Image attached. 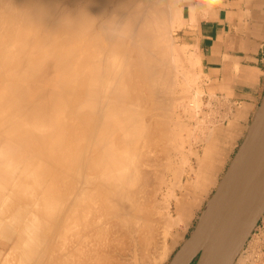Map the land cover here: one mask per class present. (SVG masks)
Here are the masks:
<instances>
[{"label":"bare ground","instance_id":"obj_1","mask_svg":"<svg viewBox=\"0 0 264 264\" xmlns=\"http://www.w3.org/2000/svg\"><path fill=\"white\" fill-rule=\"evenodd\" d=\"M184 25L179 0H0V233L21 235L14 264L166 260L211 181L199 165L213 157L214 129L193 138L204 91L199 56L186 58L175 37ZM203 141L200 155L192 147ZM252 144L237 220L264 194V125ZM235 157L171 264L227 220ZM252 246L236 264H264Z\"/></svg>","mask_w":264,"mask_h":264},{"label":"crops","instance_id":"obj_2","mask_svg":"<svg viewBox=\"0 0 264 264\" xmlns=\"http://www.w3.org/2000/svg\"><path fill=\"white\" fill-rule=\"evenodd\" d=\"M206 3L207 0H181L185 25L179 37L195 46L200 72L206 75L204 91L208 98L213 97L211 103H221V114L227 120L215 127L213 157L203 159L199 165L211 176L209 186L197 192L199 203L186 223L179 225L181 236H177L165 264L184 243L188 229L197 224L205 203L245 139L264 91V0H222L220 9L211 17L208 12L212 4ZM256 222L250 229L253 234L261 225L260 220Z\"/></svg>","mask_w":264,"mask_h":264},{"label":"water","instance_id":"obj_3","mask_svg":"<svg viewBox=\"0 0 264 264\" xmlns=\"http://www.w3.org/2000/svg\"><path fill=\"white\" fill-rule=\"evenodd\" d=\"M264 125V92L261 97L258 109L255 113L249 131L243 140L241 146L236 154L233 172L236 176L233 178L235 191L230 195V203L227 210V220L222 225V222L214 224L206 231L202 232L205 238L202 242L197 243L191 250H189L180 260L179 264H215L218 258L229 248L235 247L241 242L250 228L264 209V194L261 198L251 201L245 208L239 220L233 217V210L237 201L241 198L244 192L249 188V179L243 177L240 170V164L245 162L251 148L253 146L254 134L259 132ZM239 183V186H238ZM252 190L259 191V187L255 184ZM225 231V229H229ZM197 230L194 233H197ZM194 235V234H193ZM192 235V236H193ZM181 248H179L180 250ZM178 252V251H177ZM176 252V253H177ZM175 253V255H176ZM174 255V256H175ZM168 264H171L174 257Z\"/></svg>","mask_w":264,"mask_h":264},{"label":"rangeland","instance_id":"obj_4","mask_svg":"<svg viewBox=\"0 0 264 264\" xmlns=\"http://www.w3.org/2000/svg\"><path fill=\"white\" fill-rule=\"evenodd\" d=\"M181 5V0H179V6ZM183 28V27H182ZM182 28H180V29H182ZM180 29H178L176 32H175V37L177 38V43L180 45V43L181 44H186L185 46H181V47H184L185 48V56H186V58L191 54V52H193V53H195V50L193 49V48H191V46L188 44V46H187V43L184 41V40H182L179 36H180V33H179V31H180ZM190 48V49H189ZM188 49V50H187ZM189 53V54H188ZM192 53V54H193ZM197 72L198 71H200V66H198V65H196V69H195ZM201 78H202V80H201ZM200 85L202 86L201 88L203 89V91H204V89L206 88L205 87V85H206V75H202L201 74V77H200ZM203 82V83H202ZM207 93H205V91H204V94H203V96L201 97V101H202V106H201V115H199V117H203L202 119V122H201V124H200V126H199V129L198 130H196V127H193L192 125H197V123L194 121V120H192L191 122H190V124H191V126L193 127V129H194V137L193 138H198L199 137V139H200V136H201V139H203V138H206V136L205 135H207V133H208V131H212V129H214L215 130V127L217 126V125H219V124H222L224 121H226V119L224 118L225 116H224V114H221V107H222V105L221 104H218V103H216V104H214V103H211V101L213 100V97H210V99L207 97V95H206ZM209 99V100H208ZM209 105V106H208ZM217 105V106H216ZM215 107V108H214ZM210 113V114H209ZM204 116H205V118H204ZM181 117H183V115L181 114ZM191 127V128H192ZM206 127H209V129L208 128H205ZM203 128V129H202ZM206 130H208V131H206ZM203 135V136H202ZM205 136V137H204ZM203 137V138H202ZM203 146H204V141L203 142H198V143H194L193 144V149L195 148V150L197 151V152H199V154L201 155L202 153H201V151H202V149H203ZM185 149L187 150L188 148V146L187 145H185ZM200 149V150H199ZM190 160H191V166L192 167H195L197 164H195L196 162H194V161H196V159H195V157L193 158L192 156H190ZM186 176H188L187 174H184L183 175V177H182V180H183V183H186V181L189 179V177L187 178ZM220 181V180H219ZM188 188H190L189 190L191 191V192H193V190H195V188H192L191 186L190 187H188ZM195 192V191H194ZM176 195L178 196V198H179V200H180V204H182L183 205V203L185 202V196H184V191L183 190H177V192H176ZM213 196V194L210 196V198H209V200H207V202L205 203V207H204V209L206 208V206H207V204H208V202L210 201V199H211V197ZM1 202V201H0ZM174 203H175V201H173V204H172V208L174 209ZM204 209H203V211H204ZM203 213V212H202ZM202 214H200V216H201ZM200 216H199V218H200ZM199 218H198V221H199ZM263 218H264V214L263 215H261V217L260 218H258L260 221H261V225L259 226V233H256V234H253V232H252V230H253V228L256 226V224H257V222H256V224L253 226V228H252V230H251V232H250V234H249V236L244 240V242H243V244L241 245V247H239L236 251H235V253L233 254V256H232V258H231V260L228 262V264H236L237 263V261L239 260V258L240 257H242L245 253H246V251H247V249H248V247L251 245H253L252 246V248H253V251H254V253H253V255H256V254H259L260 252V254L259 255H263L262 257L264 258V253H263V251H264V245H263V241H264V220H263ZM258 220V221H259ZM198 223V222H197ZM263 224V225H262ZM197 225V224H196ZM195 225V226H196ZM195 226H194V228H195ZM194 228L193 227H191V228H189L188 229V232H187V234H186V237H185V239H184V241L189 237V235L191 234L190 232H192L193 230H194ZM177 235H179L178 237L180 238V232H179V229H178V232L176 233ZM257 234H258V236H257ZM262 234V235H261ZM256 237H254V236ZM20 234H19V232H14V234H13V237L12 238H7V237H4V236H2V233H0V264H9L8 262H7V260L9 259V258H7L8 256V254L10 255L9 257H12V254H14L15 255V257L14 258H10V260H9V262H11V264H14L13 262H19L18 261V258H19V255H17L15 252H12V254L9 252V251H11V250H13V249H11V247H12V245L14 244V243H16L17 241H18V239L20 238ZM252 238H251V237ZM257 240H259L260 241V243L259 242H256ZM262 240V241H261ZM250 241V242H249ZM253 243H252V242ZM255 241V242H254ZM171 241H169V243H170ZM256 243V244H255ZM258 243V244H257ZM183 244V243H182ZM249 245V246H248ZM263 248H262V247ZM247 248V249H246ZM258 248H259V251H258ZM262 248V249H261ZM243 249H246L245 251L243 250ZM242 255V256H241ZM21 256V255H20ZM5 257L7 258V259H5ZM168 257V256H167ZM236 257V258H235ZM17 258V259H16ZM20 258H23L22 256L20 257ZM13 259H15L13 262L11 261V260H13ZM35 258H33V260H34ZM4 260H6V262L7 263H4L5 261ZM21 260V259H20ZM25 260H27L28 261V259H25ZM36 260V259H35ZM30 261H31V264L33 263H35V264H37V261H32V259H30ZM166 262H167V258H166V260H165ZM165 261L163 262V264H165ZM171 261V260H170ZM170 261H168V263L170 262ZM23 262H26V261H22V264H23ZM231 262V263H230ZM27 263H29V261L27 262ZM26 263V264H27ZM44 264H47L46 262H43ZM167 263V264H168ZM260 262H257V263H255V264H259ZM15 264H21V263H15ZM25 264V263H24ZM30 264V263H29ZM39 264V263H38ZM40 264H42V263H40ZM49 264V263H48ZM262 264V263H261Z\"/></svg>","mask_w":264,"mask_h":264},{"label":"clouds","instance_id":"obj_5","mask_svg":"<svg viewBox=\"0 0 264 264\" xmlns=\"http://www.w3.org/2000/svg\"><path fill=\"white\" fill-rule=\"evenodd\" d=\"M211 8L208 12V17L215 15L222 5V0H211Z\"/></svg>","mask_w":264,"mask_h":264}]
</instances>
